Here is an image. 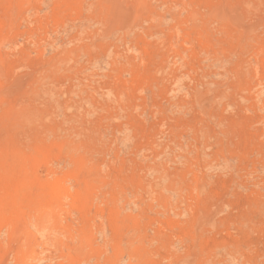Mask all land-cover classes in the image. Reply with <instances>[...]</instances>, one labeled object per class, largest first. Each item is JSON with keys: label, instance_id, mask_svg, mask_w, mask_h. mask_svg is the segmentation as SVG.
<instances>
[{"label": "rangeland", "instance_id": "rangeland-1", "mask_svg": "<svg viewBox=\"0 0 264 264\" xmlns=\"http://www.w3.org/2000/svg\"><path fill=\"white\" fill-rule=\"evenodd\" d=\"M0 264H264V0H0Z\"/></svg>", "mask_w": 264, "mask_h": 264}]
</instances>
